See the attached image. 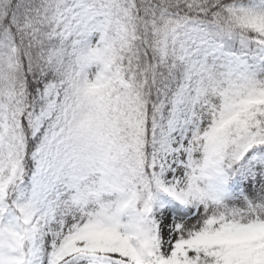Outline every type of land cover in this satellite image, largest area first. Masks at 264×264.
Masks as SVG:
<instances>
[{
	"label": "snow or ice",
	"instance_id": "snow-or-ice-1",
	"mask_svg": "<svg viewBox=\"0 0 264 264\" xmlns=\"http://www.w3.org/2000/svg\"><path fill=\"white\" fill-rule=\"evenodd\" d=\"M0 264H264V0H0Z\"/></svg>",
	"mask_w": 264,
	"mask_h": 264
}]
</instances>
